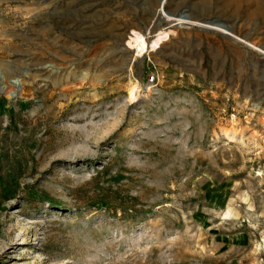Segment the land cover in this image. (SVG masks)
Segmentation results:
<instances>
[{
	"label": "rangeland",
	"instance_id": "rangeland-1",
	"mask_svg": "<svg viewBox=\"0 0 264 264\" xmlns=\"http://www.w3.org/2000/svg\"><path fill=\"white\" fill-rule=\"evenodd\" d=\"M162 1L0 0V264H264V0Z\"/></svg>",
	"mask_w": 264,
	"mask_h": 264
},
{
	"label": "bare ground",
	"instance_id": "bare-ground-1",
	"mask_svg": "<svg viewBox=\"0 0 264 264\" xmlns=\"http://www.w3.org/2000/svg\"><path fill=\"white\" fill-rule=\"evenodd\" d=\"M164 1L165 0H163L162 2L164 3ZM164 9V8H163ZM162 10V9H161ZM159 16H158V20L159 21H163V22H168V21H176V25H179V26H184V25H188V24H191V22H190V17H184V16H182V18H178V19H174V18H172L170 15V13L169 12H166V11H161V13L160 14H158ZM157 20V21H158ZM158 23V22H157ZM156 23V24H157ZM157 26V25H156ZM200 26H202V25H200ZM209 27H211V28H213L214 30H219L218 28H221V25H218V24H208L207 26H203V28H209ZM148 33L149 32H151V31H153V28H148L147 30H146ZM234 37H236L234 34H232ZM141 40H142V38H140ZM156 44H158V43H156ZM141 45V44H140ZM139 45V46H140ZM143 45V47H144V44H142ZM255 47V46H254ZM138 49V48H137ZM142 50V48H140V51ZM139 51V52H140ZM144 52V51H143ZM264 52V51H263ZM145 53V52H144ZM137 56V55H136Z\"/></svg>",
	"mask_w": 264,
	"mask_h": 264
},
{
	"label": "built area",
	"instance_id": "built-area-1",
	"mask_svg": "<svg viewBox=\"0 0 264 264\" xmlns=\"http://www.w3.org/2000/svg\"><path fill=\"white\" fill-rule=\"evenodd\" d=\"M148 81L149 82H153L154 81V76H150Z\"/></svg>",
	"mask_w": 264,
	"mask_h": 264
},
{
	"label": "water",
	"instance_id": "water-1",
	"mask_svg": "<svg viewBox=\"0 0 264 264\" xmlns=\"http://www.w3.org/2000/svg\"><path fill=\"white\" fill-rule=\"evenodd\" d=\"M212 22H215V20H213ZM216 22H218V21H216ZM215 24L221 25V28H224V27H225V26L222 25L221 23H215Z\"/></svg>",
	"mask_w": 264,
	"mask_h": 264
}]
</instances>
